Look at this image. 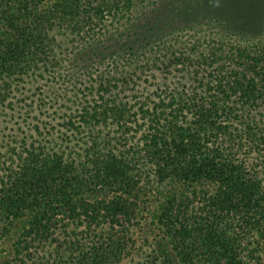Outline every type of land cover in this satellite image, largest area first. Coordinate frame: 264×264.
Masks as SVG:
<instances>
[{"label": "trees", "instance_id": "16d2710c", "mask_svg": "<svg viewBox=\"0 0 264 264\" xmlns=\"http://www.w3.org/2000/svg\"><path fill=\"white\" fill-rule=\"evenodd\" d=\"M202 2L0 0V264H264V28Z\"/></svg>", "mask_w": 264, "mask_h": 264}, {"label": "rangeland", "instance_id": "374dc122", "mask_svg": "<svg viewBox=\"0 0 264 264\" xmlns=\"http://www.w3.org/2000/svg\"><path fill=\"white\" fill-rule=\"evenodd\" d=\"M203 1V0H202ZM205 2L200 3V7L194 13L195 15L206 16L209 19H218L222 24L227 27L239 29L240 27L249 28L247 23V16L250 14L253 19L257 21L251 25L256 30H263L264 28V0H204ZM206 1L212 2L214 10L211 6L205 5ZM218 15V16H217ZM247 21V22H246ZM245 25V26H244ZM251 28V27H250ZM156 243L159 245L162 252H164L171 262L176 264V258L171 251L168 242L162 238V236L156 237Z\"/></svg>", "mask_w": 264, "mask_h": 264}]
</instances>
